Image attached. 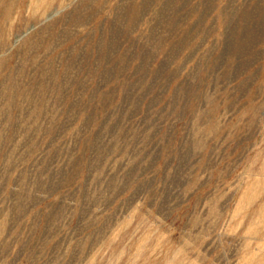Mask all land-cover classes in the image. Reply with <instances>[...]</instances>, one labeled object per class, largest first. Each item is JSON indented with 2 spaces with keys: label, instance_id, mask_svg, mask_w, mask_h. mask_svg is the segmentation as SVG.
I'll list each match as a JSON object with an SVG mask.
<instances>
[{
  "label": "rangeland",
  "instance_id": "374dc122",
  "mask_svg": "<svg viewBox=\"0 0 264 264\" xmlns=\"http://www.w3.org/2000/svg\"><path fill=\"white\" fill-rule=\"evenodd\" d=\"M0 264H264V0H0Z\"/></svg>",
  "mask_w": 264,
  "mask_h": 264
},
{
  "label": "bare ground",
  "instance_id": "6f19581e",
  "mask_svg": "<svg viewBox=\"0 0 264 264\" xmlns=\"http://www.w3.org/2000/svg\"><path fill=\"white\" fill-rule=\"evenodd\" d=\"M260 209V208H259ZM262 210V209H261ZM260 216V215H259Z\"/></svg>",
  "mask_w": 264,
  "mask_h": 264
}]
</instances>
